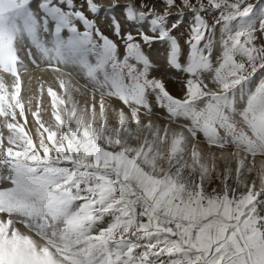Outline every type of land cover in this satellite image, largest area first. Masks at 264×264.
<instances>
[{"label":"snow or ice","instance_id":"1","mask_svg":"<svg viewBox=\"0 0 264 264\" xmlns=\"http://www.w3.org/2000/svg\"><path fill=\"white\" fill-rule=\"evenodd\" d=\"M0 264H264V8L0 0Z\"/></svg>","mask_w":264,"mask_h":264},{"label":"rangeland","instance_id":"2","mask_svg":"<svg viewBox=\"0 0 264 264\" xmlns=\"http://www.w3.org/2000/svg\"><path fill=\"white\" fill-rule=\"evenodd\" d=\"M254 4H257L259 8H264V0H252ZM103 27V25H102ZM105 31H107L105 29ZM181 77H178L174 70H170L166 77L167 85L169 91L174 95L180 94L181 89ZM7 83L11 85V78L9 77ZM41 85H43L45 91L41 95ZM48 86H52L54 89L57 87L54 76L47 71H42L39 68L32 67L29 73H22V96L24 97L26 108L27 101L31 99L32 110H35L37 103L41 107V116L43 120L49 121L50 117V98L46 94V89ZM80 99L79 95L76 96ZM29 124L28 127L34 129L35 125L31 114L28 113ZM23 122V121H21ZM6 131V130H5Z\"/></svg>","mask_w":264,"mask_h":264}]
</instances>
